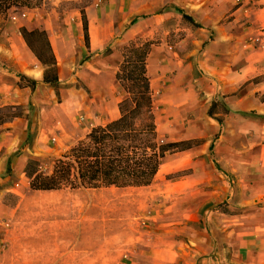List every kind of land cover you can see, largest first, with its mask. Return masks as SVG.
I'll use <instances>...</instances> for the list:
<instances>
[{"label":"crops","instance_id":"1","mask_svg":"<svg viewBox=\"0 0 264 264\" xmlns=\"http://www.w3.org/2000/svg\"><path fill=\"white\" fill-rule=\"evenodd\" d=\"M163 2L109 0L98 10L85 11L87 48H83L82 22L75 27L78 36L74 44L80 58L86 57L74 68L78 86L67 77L72 68L64 46L66 38L56 34L51 19L38 9H10L31 13L23 28L39 30L46 37L59 87L42 82L45 67L25 42L22 26L13 22L4 28L0 32V264H98L119 255L121 264H264V203L257 204L264 199L246 193L240 196L225 186V173L238 176L241 182L264 183V52L244 42L249 30L257 34L252 24L258 11L238 5L239 0H229L224 2V10L206 8V15L201 16L185 1L175 4L202 24L193 30L175 10L160 12ZM226 13L233 17L221 23ZM175 18L182 23L181 29L169 24ZM179 30H184L185 36L169 44V34ZM158 31L161 42L152 46L147 58L156 124V111L161 112L162 106L155 105V97L161 93V101L174 112L172 134L217 135L212 142L213 159L198 158L199 153H194L186 163L171 162L177 171L191 169L186 176L208 184L200 191L199 184L182 187L184 181L175 182L177 188L167 198L186 199L184 212L188 216L179 212L175 200L167 204L162 193L149 198L140 192L132 198L129 189L149 187L145 185L33 188L37 177L53 175L56 163L65 160L66 151L93 127L119 116L118 102L124 97L115 79L120 48L136 36L151 37ZM189 37H194L192 45H187ZM203 44L197 76L187 65L186 82L177 81L175 75L172 79L175 65L162 51L185 48L189 54ZM106 48L110 52L101 58ZM252 50L261 57L254 63L242 59ZM70 52L77 54L75 49ZM20 74L36 81L34 89L25 81L18 85ZM69 84L72 86L66 87ZM185 115L186 129L182 122ZM105 117L106 121H100ZM195 125L196 131L192 129ZM229 133L248 140L229 141ZM237 149L256 152L257 160L242 161L237 167L226 164L224 152ZM132 201L143 218L146 210L150 214V220L138 226L133 246ZM221 203L236 212H222L217 208Z\"/></svg>","mask_w":264,"mask_h":264},{"label":"trees","instance_id":"2","mask_svg":"<svg viewBox=\"0 0 264 264\" xmlns=\"http://www.w3.org/2000/svg\"><path fill=\"white\" fill-rule=\"evenodd\" d=\"M42 0H0V13L12 8H36ZM182 14V20L194 27L195 22L183 10L174 7ZM82 28L85 44L88 47V26L84 11ZM136 19H132L133 23ZM20 32L38 59L45 67L42 82L58 88L55 76L54 57L46 37L39 30ZM137 38V37H136ZM131 39L120 48L121 62L115 72V79L124 90L125 96L118 102L119 116L104 125L93 127L84 139L78 141L59 160L50 177H37L32 182L36 189H51L61 186L101 187L108 185H147L153 178L156 167L166 153L182 152L199 146L202 139H185L159 143L154 110V94L147 69V58L152 42L146 39ZM110 52L105 49V55ZM19 86L25 81L34 89L36 81L22 74ZM10 108L6 109L9 111ZM75 174V180L71 175ZM222 212H228L225 203Z\"/></svg>","mask_w":264,"mask_h":264},{"label":"rangeland","instance_id":"3","mask_svg":"<svg viewBox=\"0 0 264 264\" xmlns=\"http://www.w3.org/2000/svg\"><path fill=\"white\" fill-rule=\"evenodd\" d=\"M109 0H42L41 4L36 7V8H28V9H38L42 10V14H44L47 18L49 17L51 19V23L53 26V30L56 32L58 35H62V37H65L66 43L64 46L66 47V52H68V58H69V66L73 69L69 70V73L67 75L68 78H72L74 81V84L78 86V80L77 78H74V73L76 68L81 66L83 62H85L86 57L85 55H82L80 58V54L78 53L79 47L74 44L75 36H78V31L76 30V23L77 26L81 24L82 22V15L81 11H86L90 13L93 10H98L102 7H104ZM185 1L188 4L192 5L194 13L200 14L203 16L204 14L206 15L205 11L209 8V10H212L215 8V10H219L220 8L222 10L225 9L224 7V2H228L229 0H164L163 6L160 10L163 11L164 9H171L174 10L175 4L177 3H182ZM106 3V4H105ZM244 5V7H251L252 11L254 10L255 12L258 11V19H256V22H253V29L257 30V34L253 33L254 31H250V34H247L244 38L245 45L250 44L253 46L255 49L257 47H260V51L264 52V0H239L238 5ZM169 5V6H168ZM16 8V7H14ZM207 8V9H206ZM11 9V8H10ZM8 10L6 14L0 13V32L6 28L8 25H12L13 22H15L16 26H22L25 27V25H28V17L30 16V12H25V11H15V10ZM18 9V8H17ZM26 9V8H24ZM204 9V10H203ZM18 17V18H17ZM233 16L229 15V13H226L222 19L221 23L228 22L231 20ZM16 19V20H13ZM171 22V23H170ZM169 24H173L177 28L181 29L182 23L178 19H172L170 20ZM200 24V23H199ZM202 26V24H200ZM255 26V27H254ZM80 27V26H78ZM245 27H247L245 25ZM196 27H192L194 30ZM185 31L184 30H179L177 32H173V34H169V44H174L175 41L180 39V37L185 36ZM81 34V32H80ZM83 35V34H82ZM160 32L158 31L157 33L152 34L151 37H141V36H136V39H146L150 40L152 42L151 48L154 45H157L161 42L160 40ZM255 35V36H254ZM134 39V38H133ZM191 39L190 41H187V45H192L191 41H193L194 37H189ZM0 42H3V36L0 33ZM193 45H196L193 42ZM204 44L202 45L201 49L198 48L197 52L194 53H187L186 49L183 48L182 50L180 48H166L164 51H162L161 54L166 55L171 59V62L173 65H175L172 68L171 71V78L173 79V76H177V81L183 79L186 82V73H187V65H190L189 68L193 69V71L198 72V65L200 63L199 56L200 52L203 48ZM83 48H87V45L85 44V39L83 41ZM150 48V50H151ZM75 49L77 51V54L71 53L70 50ZM185 49V50H184ZM254 49V50H255ZM252 50V54H246L242 56V59H251V62L254 63L258 57H261V54H258V51ZM217 55H220L219 53L215 52ZM75 56V57H73ZM105 56V50H103L100 53V57L102 58ZM75 58V59H74ZM67 64V63H66ZM178 67H181L180 69ZM75 68V70H74ZM151 68L154 69L155 66L151 63ZM174 68H176L174 70ZM183 70V71H181ZM190 71V70H189ZM77 77V76H75ZM175 78V77H174ZM73 84V83H72ZM72 84L66 85V87L72 86ZM120 92L122 93L123 96H125V92L123 89H120ZM197 93V92H196ZM195 93V95H196ZM162 96L161 93L155 97V105H159L161 108L162 106V111L157 110V126H158V142L159 143H164V142H170V141H179V140H185V139H202L203 143H201L198 146L192 148L191 151H183L181 153L177 154H169L166 153L165 156L161 160V164L158 167H156V172L151 179V181L145 185L149 186L143 189H136V188H131L130 190V195L136 196L138 193H143V197H149V198H155L160 196V193H162V196H164L165 201L167 204L171 205V202H175L176 208H179V212H184L186 211V199L181 198L179 200L175 199H170L167 198L171 193L177 188L176 183L177 181H184V184H181L182 187H187L188 185H198L197 188L202 191V189L208 188L207 185H202L201 182H197V179L195 177H188L186 176L187 174H190L191 169H183V170H176L175 167L172 168L171 162L174 160L176 163H186L187 160L192 157V154L194 153H199L196 154V157H205L206 159H213L214 157V144L212 143L215 137V135H210L209 137L206 138H201L199 137L200 133L199 132H193L192 133H181V134H172L171 133V128L172 124H175L174 120V112L173 109H167L166 103L162 102ZM167 100V99H165ZM161 105V106H160ZM186 115L183 117L182 122L184 123L185 129L187 126V121H186ZM77 122H79V116H76ZM107 118H101L100 121H106ZM98 121V120H97ZM199 121H201L199 119ZM196 121V125L197 122ZM196 125L192 127L193 130H197ZM187 137V138H186ZM228 140L236 143H241L243 141H247L248 139L244 135L241 134H235V133H229L228 134ZM256 153V152H255ZM250 150H226L223 154V158L226 159V164L232 166V167H237V165H241L240 163L243 162H255L257 160L256 154ZM195 155V154H194ZM226 174V188L229 190L233 191H238V193H241L240 196H242L243 193L246 194H251L261 196V200L264 199V183L262 182H241L239 177L235 176L234 174ZM185 176V177H184ZM134 186V185H131ZM175 187V188H174ZM167 199H166V198ZM175 200V201H174ZM256 200H258L256 198ZM264 202H258L257 204L262 205ZM150 207V204L147 203V207ZM219 206V205H218ZM217 206V208H219ZM143 207H145L143 205ZM147 209V208H146ZM221 211L223 207L221 206L219 208ZM148 210H146L145 218H143V214L139 213L138 210L135 208L133 201H132V206H131V216H130V226H131V234H130V239H131V246L135 245V238L138 236V226L142 227L143 224L141 222H146L149 221L150 219L148 216L150 215L147 213ZM228 211V210H227ZM236 210L228 211L225 212L226 214H231L235 213ZM185 218L188 216V213H183ZM180 221H183V218H179ZM184 234V233H183ZM135 243V244H134ZM85 254V253H84ZM90 255V254H89ZM89 255H83L84 257H89ZM116 260H111L108 262L102 263L101 261L98 264H121L122 261H119L120 255L115 257ZM113 261V262H112ZM89 264V263H86Z\"/></svg>","mask_w":264,"mask_h":264}]
</instances>
